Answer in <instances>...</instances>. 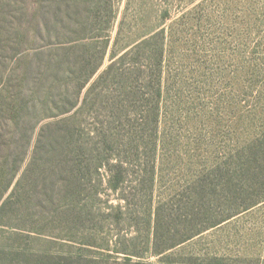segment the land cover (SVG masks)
I'll return each instance as SVG.
<instances>
[{
    "label": "rangeland",
    "instance_id": "374dc122",
    "mask_svg": "<svg viewBox=\"0 0 264 264\" xmlns=\"http://www.w3.org/2000/svg\"><path fill=\"white\" fill-rule=\"evenodd\" d=\"M54 1L0 0L3 199L15 188L0 216V264H264L263 198H230V219L159 253L182 237L179 221L161 226L170 233L159 229L153 248V208L136 180L149 156L156 205L264 130V0H108L95 40L70 32L85 14L82 2ZM106 35L107 54L85 84L66 68L46 69L48 60L74 61L84 43L100 47ZM114 48L133 49L118 65L123 78L92 90ZM15 67L21 77L10 84ZM144 130L147 145L135 150L130 141ZM110 135L117 152L107 150ZM115 159L127 176L117 192L108 183ZM207 201L220 211L219 197Z\"/></svg>",
    "mask_w": 264,
    "mask_h": 264
},
{
    "label": "trees",
    "instance_id": "16d2710c",
    "mask_svg": "<svg viewBox=\"0 0 264 264\" xmlns=\"http://www.w3.org/2000/svg\"><path fill=\"white\" fill-rule=\"evenodd\" d=\"M50 4H55L54 0H48ZM82 2L81 9H85L84 13H80L82 16V21L78 22L76 26L73 27V29L70 30V32L75 34H83L84 38H90L94 39L95 37L92 34L94 31H101L106 26V22L100 21V17H98V12L101 10V8L106 7V3H108V0H79ZM69 2V1H68ZM67 1L64 3H68ZM110 2V1H109ZM79 7V6H77ZM65 14H69V5L65 7ZM109 9L112 12V15L114 16V11H112V7L110 6ZM95 10V14L90 15L91 11ZM78 12L74 11V15H77ZM108 24V22H107ZM109 28H111V25H109ZM75 29V30H74ZM91 34V35H90ZM91 36V37H89ZM158 35H148L142 37V39L138 40V43H133L131 46L133 49L139 48L143 45L150 44V42L157 37ZM89 39V40H90ZM87 41V40H86ZM101 41V46L96 47L93 45L94 43H84L82 45V51L81 53L74 55V61H70V57L68 55L64 56L61 59H58L56 61H47L46 69H51L53 66L57 67V70L61 68H66L65 76L68 77L66 74L75 75V81L77 80H83V84L92 77L95 73L98 72L99 67L104 59V57L107 54V50L109 48V41L110 37L106 35ZM115 46V44H114ZM128 48V47H127ZM122 49L121 51L116 50L114 48V52L111 53V60L112 63L109 64L103 72H101L96 80V83L91 86L92 90L96 87L97 83L100 82H110V78L113 77V80L119 76L120 78H123V71H121L120 67L118 66L119 63H121L125 57L129 55L133 49L126 50ZM72 60V59H71ZM58 64V66H57ZM159 65V64H158ZM90 67V68H88ZM14 72L12 71V74L9 78L10 84L14 81H16L20 75H18L19 67L16 68ZM26 77L28 76V70L25 71ZM115 78V79H114ZM57 79V77H56ZM55 79V80H56ZM149 79V78H148ZM150 80V79H149ZM100 81V82H99ZM114 83V81H112ZM118 83L122 84L123 82L118 81ZM126 88H129V86H126ZM91 89L88 90L91 91ZM51 90V89H50ZM65 95V93H63ZM77 94H80L79 91H77ZM88 95V94H87ZM155 98H158L160 96V87L155 89L154 93ZM79 95L75 94V102L73 103L72 107H76V102L78 101ZM66 99V97L64 98ZM87 99V96L86 98ZM150 104L152 102H149ZM151 113L153 114V119L150 120L149 125L151 126L150 129L153 131V133L156 134V127H157V117L154 115L156 109H157V102L153 104ZM84 109V107L81 108ZM115 112L119 113L120 116H118L117 122L121 121V110H118V104H115L114 106ZM116 115V114H115ZM114 115V116H115ZM113 116V115H112ZM113 130L114 128H108L107 130ZM147 132H150L149 130H144L142 132H139L137 136L133 135V138H137V141L135 139H132L130 143H135V150L140 149L143 144H146V142H143V137ZM142 133V135H141ZM113 135H110L109 139L105 137V141L107 142V150L116 149L114 152H117L120 148L119 144L112 138ZM139 144H137L136 142ZM150 142V141H149ZM112 143V144H111ZM150 157H147V163H146V169L142 170V175H140L136 180L138 181V186L142 189V191H145V193L148 194L149 198V209L153 211L150 213L149 211V218L152 219V227H153V248L157 247V241H158V231L159 229L164 230L165 227H161L162 225H172L174 222L179 221V225L176 227L181 229L182 237L179 240H176L175 243H171L168 247L164 249V251H161L159 253H163L167 251L168 249H171L173 247H176L177 245H180L191 238L200 235L204 231L216 227L223 222L227 221L232 217V213L230 210L233 208L231 207L232 204L229 200L232 198H240L241 200H250L249 198L253 195L257 196L259 199H264V130L261 131L257 136L252 138L251 140L243 143V145L240 148L234 149L231 152H228L227 155L223 158V160L216 163V165H211L207 169H204L203 171L198 172L195 177L191 179L190 182L186 183V186L184 187L183 191L173 193V195L170 198L164 199L162 202L157 203L156 205H153L152 199L153 194L156 186V166L155 162L153 160L149 161ZM113 159H109V162H112ZM149 161V162H148ZM115 163H108V167H110L109 170L110 174L111 172H114V176H111L108 179V183L110 185L111 190L114 192H117L119 189V184H122L123 181L127 180V176L124 173L122 167L120 166V163L118 161H114ZM119 163V164H118ZM149 163V164H148ZM99 164V162H98ZM97 167L95 166V173L97 174ZM86 169L88 170V165H86ZM82 171H86L85 168H82ZM74 172L76 173V170L74 169ZM90 173L88 172V175ZM90 176V175H89ZM76 177V176H75ZM80 182V180H77ZM10 180L7 183L6 186H9ZM144 184H147L146 186ZM7 188V187H6ZM5 188V189H6ZM81 188L80 185H75L74 189L72 190L74 194H77L79 189ZM15 191H12V193L6 198L3 199V191L0 193V216L5 212L6 208L11 205V195H13ZM208 197L212 198H220L219 201V212H216L214 209L217 206H212L210 202L207 201ZM125 202H128L124 199ZM239 202V200H236ZM235 202V201H234ZM258 204L257 200H254L251 206H254ZM244 205L239 204V208H244ZM250 207V205H248ZM246 207V206H245ZM248 207V208H249ZM227 213H223V212ZM217 214L214 219H208L204 216H207L209 214ZM227 214V215H226ZM166 229V232L170 233ZM178 230V229H176ZM179 232V231H178ZM164 240L167 246L168 243V237H164ZM157 252V250H156ZM158 253V252H157ZM215 264H221L220 262H217Z\"/></svg>",
    "mask_w": 264,
    "mask_h": 264
}]
</instances>
